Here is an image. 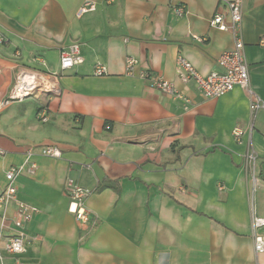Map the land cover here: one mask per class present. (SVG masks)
I'll use <instances>...</instances> for the list:
<instances>
[{"label":"crops","instance_id":"0c3cea01","mask_svg":"<svg viewBox=\"0 0 264 264\" xmlns=\"http://www.w3.org/2000/svg\"><path fill=\"white\" fill-rule=\"evenodd\" d=\"M83 1L0 0V33L9 40L0 44V101L22 69L56 75L58 89L0 109V193L5 171L22 165L29 147L61 153H35V173L16 179L18 200L39 211L25 228L39 240L27 244L24 262L264 264L251 235L252 216L264 217V109L252 119L242 88L207 100L176 77L177 55L199 74L219 71L216 59L233 38L209 22L231 0H91L95 10L79 17ZM242 10L250 86L264 105V0H243ZM72 44L82 62L61 72L59 53ZM126 58L137 61L130 75ZM96 64L107 74L95 76ZM143 73L170 82L188 102L150 88ZM249 146L259 180L252 196ZM67 178L94 190L88 224L68 212Z\"/></svg>","mask_w":264,"mask_h":264},{"label":"built area","instance_id":"2783aa9c","mask_svg":"<svg viewBox=\"0 0 264 264\" xmlns=\"http://www.w3.org/2000/svg\"><path fill=\"white\" fill-rule=\"evenodd\" d=\"M243 0H231L226 3L224 13L215 14L209 25L218 31H228L233 38V48L222 52L216 59V66L219 71H212L206 75L199 74L192 64L182 55L176 57V77L183 83H193L200 96L207 100H217L239 87L247 92L250 98L249 112L253 119L254 114L264 109L261 99L253 92L250 86L249 66L246 61L243 37ZM95 3L91 0H84L77 12L80 17L93 12ZM175 14L183 16L184 9L175 10ZM197 42L202 39L195 38ZM9 40L0 33V44L8 45ZM264 46V40L260 42ZM40 60V59H37ZM82 62L78 44H72L59 53L58 68L61 72L73 68ZM137 61L133 58L125 59V71L127 75L132 74ZM93 74L103 76L107 69L101 64L94 66ZM52 77L56 75H45L36 70L22 69L17 73L15 80L5 98L0 101V109L7 107L10 103L21 101L25 98L36 95H56L58 89L52 84ZM141 77L148 80L149 87L172 97L175 100L187 103L188 99L178 92L173 84L157 77H151L147 73ZM39 122L48 121L45 111L38 114ZM252 127V126H251ZM232 135L238 140L242 131L234 128ZM264 141V134H263ZM35 153L52 159L61 157L60 150L55 146L29 147L25 153L24 163L20 166L9 167L4 173L5 185L0 193V264H4L5 255L13 258L14 264H26L22 258L26 252V246L31 240H39V237H30L25 233L26 226L31 222L39 211L37 208L21 202L17 198L16 179L23 175H33L36 164L33 161ZM2 155L3 152H0ZM244 171L247 175L249 196L255 193L259 187V180L255 170L256 155L252 148H248L243 157ZM64 192L69 197L70 203L68 212L74 216L77 223L88 224L91 221L90 212L85 206V201L94 190L77 185L71 178L64 183ZM13 206L12 214L9 209ZM264 228V217L252 216L251 235L253 238V250L256 254L264 253V237L258 234Z\"/></svg>","mask_w":264,"mask_h":264}]
</instances>
